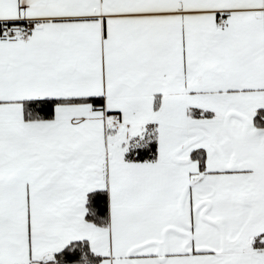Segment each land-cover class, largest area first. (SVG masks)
<instances>
[{
    "label": "snow or ice",
    "instance_id": "obj_1",
    "mask_svg": "<svg viewBox=\"0 0 264 264\" xmlns=\"http://www.w3.org/2000/svg\"><path fill=\"white\" fill-rule=\"evenodd\" d=\"M0 264H264V0H0Z\"/></svg>",
    "mask_w": 264,
    "mask_h": 264
}]
</instances>
